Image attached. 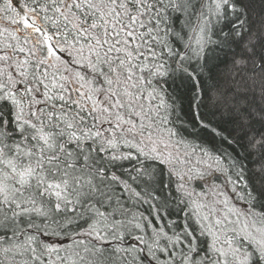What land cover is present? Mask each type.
I'll return each mask as SVG.
<instances>
[{"label":"snow or ice","instance_id":"1","mask_svg":"<svg viewBox=\"0 0 264 264\" xmlns=\"http://www.w3.org/2000/svg\"><path fill=\"white\" fill-rule=\"evenodd\" d=\"M0 264H264V0H0Z\"/></svg>","mask_w":264,"mask_h":264}]
</instances>
